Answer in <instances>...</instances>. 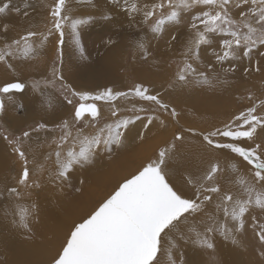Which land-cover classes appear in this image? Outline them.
<instances>
[{"label": "snow or ice", "instance_id": "6c2138e0", "mask_svg": "<svg viewBox=\"0 0 264 264\" xmlns=\"http://www.w3.org/2000/svg\"><path fill=\"white\" fill-rule=\"evenodd\" d=\"M68 2L53 0L47 6L46 31L27 29L17 38L5 40L0 45V65L15 73L13 62L38 59L52 36H56V42L62 48L66 29H70L69 34L79 46V29L95 17H73ZM80 3L94 7L92 0H80ZM108 3L130 19L140 15L141 23L148 26L154 39L162 38L169 27L187 23L189 37L170 88L189 84L212 87L209 74L215 73L217 67L224 73H231L247 62L243 69L245 74L264 70V0H123V3L108 0ZM10 6L11 0H2L0 16L7 15ZM23 7H30L28 0ZM14 11L21 14L22 10L15 8ZM23 15L29 13L23 11ZM101 18L108 21L112 17L105 13ZM0 28L8 31L7 24ZM174 40L173 34L169 44ZM137 47L147 59L149 52L145 43L138 42ZM209 47L212 48V60L204 63L202 51ZM52 75L55 79H63L57 76L55 67ZM25 88L26 84L19 80L0 86V116L5 112L4 99L12 100V93H22ZM33 88H38V84L34 83ZM71 95L79 97L78 106L65 96L74 109L71 121L64 120L57 125L59 135L52 139L54 147L45 157L51 163L49 179L53 182L68 180L74 168L91 164L99 151L111 152L113 145L121 146L130 125L137 121L147 130L159 119L157 114L162 113L179 123V112L164 100L163 93L154 92L143 83H135L126 91L106 88L96 95L75 91ZM246 99L248 106L221 125L206 130L183 128L174 137L176 141H182L183 133H188L200 138L212 150H226L239 158L249 175L240 174V169L232 165V171L237 173L238 192L222 190L218 177L223 168L215 161L199 174L186 177L192 194L185 195L168 179L166 162L176 147L172 144L161 150L155 161L121 182L87 217L74 224L52 264H161L160 256L164 253L171 264H175L171 260V248L177 246L172 239L173 233H177L185 244L215 250L213 235L219 234L225 241L237 245V234L249 223L264 246V99L258 100L251 94ZM96 101H103L110 109L111 118L103 124ZM88 128L93 131L87 132ZM55 130L40 123L17 136L3 134V139L12 146L21 162L17 186L6 189L7 194L18 201L13 214L18 220L13 219L12 223L26 232L32 231L36 206L19 202L23 200L21 189L40 185L31 178L24 145L33 132ZM140 138L143 139L142 133ZM210 205H214L215 213L206 211ZM257 211L259 215L254 214ZM200 214L206 219H196ZM181 225H187V234L180 231ZM166 242L170 247H165Z\"/></svg>", "mask_w": 264, "mask_h": 264}, {"label": "rangeland", "instance_id": "374dc122", "mask_svg": "<svg viewBox=\"0 0 264 264\" xmlns=\"http://www.w3.org/2000/svg\"><path fill=\"white\" fill-rule=\"evenodd\" d=\"M24 2L25 0H11L12 7L10 6V9L12 10L7 13V16L5 18L0 19V25H8L7 32H4L3 29L0 28L1 33L10 35L11 39L17 38L27 29H32L33 31L37 32L46 31L45 26L48 24L47 6L52 4L53 0H28L30 4V7L28 9H24ZM92 3L94 7L81 4L80 0L76 2H73V0H69L68 6L73 10L71 14L76 18H86L87 16L91 15L95 18L102 19L101 17L105 13L111 14L114 10H117L116 7L113 8L107 5L108 0H92ZM15 8H20L22 10L21 14H17L14 11ZM23 11H27L29 15L24 16ZM19 18L24 22L22 26H19L17 24V20ZM110 30L111 28H104L102 24L100 26L98 24L95 25V22L93 21L87 25H83L79 29L80 45L77 46V44L69 34L70 29H66L65 42L62 48H59L56 42V36H52L49 38V41L45 44L46 57L44 61L39 62V58L32 61H14L13 63L16 65L15 73L5 69L2 65H0V72L4 74V80L0 82V86H3L8 82H14L16 80H19L26 84L24 92L12 93V100H8L7 98L4 99L5 112L2 116H0V141L4 145V148L2 146L1 151L3 153V158L6 160L9 166V184L5 187H0V193L2 194L0 195V199L9 196L6 191L8 187L17 186L16 179L21 172V162L13 153L12 146L3 139V134L7 133L10 137L17 136L20 135L23 131L30 130L40 123L46 124L48 129H56L55 131L38 132L40 134L38 137H36L38 139V142L45 141L41 140L40 138L47 135L46 138L48 142L45 141L46 144L49 143L47 147L43 146V144L40 143V147L31 148L29 145V140L24 145V148L28 154L29 168L32 171L31 178L32 180L37 182V175L39 174L38 171L41 169V165L47 168V165L49 163L45 160V157L51 151V147H54V145L51 144L52 139L59 135L57 125H59L64 120L71 121L74 110L73 105L78 106L79 97L72 96L71 93L73 91L77 93H82L81 91H84V93L96 95L94 94V92H103L106 88H112L114 91H119L117 87H128L124 90L126 91L130 89L135 83H139L135 77L137 75H142V77L146 79L144 82L145 86H147V84L145 83H153V81L156 82V84L153 83L154 92L161 91L163 93L164 100L177 109L180 114V118L178 117L179 123L173 121L167 115L159 113L157 114L160 117L158 121L159 124H156L157 128L160 126L161 122L162 124L165 123L166 118L169 119V122L171 124L170 128L167 126L168 132L166 133V138L164 137L161 139H157V137L149 135L150 131L149 133L145 131L143 133L145 135L143 139L139 138L136 142L133 141L132 145L128 148H125L123 151H120V148L118 150H115V145L112 148L113 153L111 157L114 162H116L117 160L116 153L123 154L125 157H127V159L129 160L126 162L127 174L117 177V179L114 181V183H112L110 187L99 190L100 192L97 196H95L96 198L94 197V200H92L91 203L86 206L85 210L81 211L82 214L80 213V211H77L80 216L76 214V218L69 222L65 230H63L64 232H61L59 238L55 241V245L50 250V252L46 256H43V258L40 259L41 261L34 264H52L53 258L56 257L57 253L60 251L61 246L64 243L65 239L68 237L73 225L87 217L102 201H104L111 193H113V191L121 182H123L127 178H130L133 174L137 173L138 170L142 169V167L146 166L148 163L156 160L158 158L159 152L155 154L154 151H157L165 143V139H171V145H176L172 157L166 162V171L169 173L168 179L172 184H175L176 182H174L173 180L176 178L180 179L179 176L184 175L185 178L187 177L188 173L191 171L184 168L187 162H185L183 157L185 155H188L189 158L192 156L191 149L187 148V146H191V143L188 141V139H185V136L182 141H176L174 137L176 134L180 133L181 129L183 128H193L190 127V118H193L194 113L198 111H211L213 108L212 106L205 107L201 104L200 106H188V104L182 103L179 97L183 98L184 101H188L191 100L192 97L200 95L206 101L205 105H208L210 104L211 100H214L215 98L220 99L224 95L225 112H240L241 109L247 107L248 101L246 97L249 94L257 98L258 100L264 98V70H262L261 72L250 71L247 74L244 73L243 77L236 82H229L228 75L223 72L224 77L223 74H219L218 79L212 77V83L215 81L212 87H208L207 85L196 86L193 84H189L187 86L177 85L174 88H170L169 84L173 80L174 75L177 71V67L182 59V53L189 37V31L186 22L180 26L169 27L168 30L163 34V37L160 39H154L153 34L149 31L148 26L143 23L142 26L135 25L133 28H128L127 31L129 34V38H133L134 41H143L146 47L147 43L151 44V46H149L152 50L155 51H150L149 54L158 52L160 50L163 51L162 48H164V53L159 55L158 60H144L145 64L149 67V69L145 72L141 71L143 70V68H145V66L140 65L139 67V62L141 60L138 59V61H135L134 59L135 53L137 56H140L142 53L139 48L136 47V43H134V47H132L133 44L128 45L126 43V40L123 39L126 37L125 31H114V34H116V40H114V42L117 43V45L114 47V50L119 44L120 47H122L120 49V54L114 62L116 65L117 77L115 78L114 76L112 79H107L106 77L101 75H94L91 79V82L96 84L90 86L80 84L76 80V76L73 75L75 67L79 68L82 65L86 64L90 59L93 58V56H98L99 58L107 62L110 60L109 56L111 54V48L104 45V43L112 37V35L109 34ZM173 34L176 36V40L172 41L171 44H169L168 41ZM95 38H98L100 41L94 40ZM11 39H9L8 41H10ZM93 40L97 41V43H94ZM3 43L4 41L0 42V45H2ZM213 47H215V45ZM81 49L83 51H81ZM211 51V47L207 48L206 51H202L201 58L204 63L211 62ZM61 52L62 56L60 55ZM126 53L128 55L127 57L125 56ZM58 56L60 58H58ZM109 64L111 65L112 63L109 62ZM111 66L115 71L114 66ZM53 67L57 69V76H62V80L55 79L53 77ZM225 67H227V65H225ZM65 68L68 70V77L65 76ZM135 68L137 69L136 71H134ZM216 70H219V67H217ZM34 83L38 84V88H33ZM64 85H67L68 87L64 88ZM42 93H44V96L42 95ZM65 96H68L69 99L73 100V105H69L67 103V101L65 100ZM32 97L35 100L34 103H31ZM52 100L59 104L60 112L57 113L55 107H51ZM98 102L101 103V101H96L97 107L99 108ZM88 103H92V101H88ZM21 105L22 107H20ZM54 114H57L58 117L52 121L51 116H53ZM182 115H187V117L184 118H189V121H182ZM226 116L228 117L229 115ZM103 117L105 116H102L101 124H103L107 120H110L111 118L110 115L107 116V118ZM46 119H48V121H46ZM193 120L196 121V119ZM87 130L93 129L88 128L86 129V131ZM198 139L202 142L200 138ZM148 140V145L141 150H138L139 142L142 141L141 144L144 145V142ZM164 148L165 146H163L161 150H163ZM29 149H31L32 152L27 151ZM101 152L102 151H99L97 154ZM213 153L218 155L222 154L219 151H215ZM231 156L232 157H228L227 160L219 158H215L214 160L218 161L223 168L224 162H230V160L237 158L234 157V155ZM48 169H51V167L49 166ZM170 171H172V173H170ZM196 171L197 170L193 169L192 174H198V172ZM244 175H249L247 170L244 171ZM181 181L187 187H189V185L186 184V179H182ZM222 182L224 183V168L223 172L220 173L218 177V183L222 185ZM49 184L50 183L45 182L44 185L48 186ZM232 184L233 183L231 182L230 191L232 190L231 192L233 193L238 192L239 187L237 188V190H233ZM38 188L33 187L30 189H21L23 192V199L30 198L31 196H37L33 195V193ZM13 198L14 197H12V199ZM14 200L16 199L14 198ZM43 202H41L40 204L42 205ZM254 214L259 215L258 211ZM243 232L248 237L253 238V244L257 248L256 253H248V256L245 258L246 263L261 264L258 262H254L258 259L264 258V254H262L259 249V245H261L259 242V238L254 233L252 227L250 226V223L249 226H246ZM165 247H168L167 243H165ZM161 255L164 256V254ZM208 262L212 261L208 258ZM167 263H169V261Z\"/></svg>", "mask_w": 264, "mask_h": 264}, {"label": "bare ground", "instance_id": "6f19581e", "mask_svg": "<svg viewBox=\"0 0 264 264\" xmlns=\"http://www.w3.org/2000/svg\"><path fill=\"white\" fill-rule=\"evenodd\" d=\"M76 1L78 0H73V2ZM141 2H145V0H141ZM121 3H123V0H121ZM107 5L114 8V6L111 5L110 3H108ZM11 10L12 9H9L7 13H9ZM110 15L112 18L111 20L108 21L98 18H95L93 20V22H95V25L98 24L100 26L102 24L104 28H111L109 34L112 35V37L109 38V40H107V42L104 43V45L109 46L111 48V54L109 56L110 60L107 62L99 58L98 56H93V58L90 59L86 64L82 65L79 68L75 67L73 75L76 76V80L82 85L90 86L96 84L91 82V79L94 75H101L106 77L107 79H112L114 76L115 78L117 77L116 65L114 62L115 59L120 54V49L122 47H120L119 44L114 50V47L117 45V43L114 42V40H116V34H114V31H120V30L125 31L126 37L123 39L126 40V43L128 45L133 44L132 47H134V43H136V47H137L138 42H141L140 40L134 41L133 38H129V34L127 31L128 28H133L135 25L142 26L141 23L142 18L140 15H137L134 19H130L124 12H122L119 9H117L116 11L114 10ZM6 16L7 15L0 16V19L5 18ZM21 20L22 19L20 18L17 20V24L19 26H22L24 24V22ZM9 39H11L10 35L2 34L0 31V42ZM94 40L100 41L98 38H95ZM97 41H94V43H97ZM149 45L151 46V44L147 43L146 48L148 52L155 51L152 50ZM162 49L163 51L160 50L158 52L149 54L147 59L143 58V53H141L140 56H137L136 53L134 52L135 61H138V59L141 60L139 62V67L140 65L145 66L143 70H141V68L140 70L144 72L148 70L149 67L145 64L144 60L147 61L158 60L159 55L164 53V48ZM125 56L126 57L128 56L127 53ZM45 57H46V48L44 46V48L41 50V55L38 59L39 62L44 61ZM109 62L112 63L111 65L114 66L115 71L113 70ZM246 63L247 62L240 64V66L237 68L235 72L225 73L229 77L228 79L229 82L230 81L236 82L237 80L243 77L244 75L243 69ZM262 67L264 68V61H262ZM136 70L137 69L135 68L134 71ZM219 74H223L224 77L223 71L219 69L216 70L215 73L209 74V76H211L209 78L211 80L213 78L218 79ZM68 75H69L68 70L66 69L65 76L68 77ZM3 77L4 74L0 72V82L4 80ZM135 78L139 83H143V84L146 80L142 77V75H137ZM153 83L156 84V82L154 81ZM153 83H145V84H147V87L150 86L149 88H151V90L154 91ZM127 88L128 87H123V88L117 87L119 91H124ZM81 92L84 93V91ZM98 93H100V91L97 93L94 92V94H98ZM42 95L44 96V93H42ZM179 98L182 103L188 104V106H192V105L200 106V104L204 105L205 107L212 106L213 109L211 111H207V112L198 111L194 113L193 118H190L191 119L190 127H193L197 130H206L214 126H219L224 121L231 118L234 114L239 113V112H225L224 95L220 99L215 98L214 100H211L210 104L208 105H205L206 101L200 95L194 96L192 97L191 100L188 101H184L183 98L181 97ZM34 102L35 100L32 97L31 103ZM135 102L140 103L139 101H135ZM51 103H52L51 107H55L57 113L60 112L59 104H57L53 100ZM118 103L123 104L125 102L118 101ZM98 105L102 112V116H105L103 118H107V116L110 115V109L108 108V106L103 101H101V103L98 102ZM226 115L229 116L227 117ZM57 117H58L57 114L51 116L52 121ZM184 117H187V115L181 116V118H183L182 121H189V118H184ZM159 119L154 121L155 124L153 123L152 125H150L147 130L143 129L140 121H137L134 125H130L123 139L122 145L116 146L115 150H118L120 148L121 149L120 151H123L125 148L130 147L132 145V142L133 141L136 142L140 138V134L141 133L143 134L145 131H147L148 133L150 131L149 135L155 136L157 137V139H161L164 137L166 138L167 137L166 133L168 132L167 126L170 128L171 124L169 122V119L166 118L165 123L162 124L161 122L160 126L157 128L156 124L158 123ZM193 119H196V121ZM46 121H48V119H46ZM92 131L93 130H87V132H92ZM32 135H31L32 137L29 139L30 141L29 145L31 148L40 147V143L43 144V146L45 147H47V145L49 144V143L46 144L45 142L47 141L46 138L47 135L40 138L41 140H45L43 142H38V139L36 138L40 135L39 133L34 132L32 133ZM183 135L185 136V139H188V141L191 143L190 144L191 146L190 147L187 146V148L191 149L192 156L190 158L188 155H185L183 157L185 162H187L184 168L186 170L189 169V171H191L188 173V175L192 174L193 169L197 170L196 172H198L199 174L200 172L205 170L211 162H215L214 160L215 158L227 160L228 157H232L231 155H233L228 153L226 150L219 151L208 148V146L202 143L198 139V137H192L188 133H183ZM143 137H145L144 134ZM141 142L142 141L139 142L138 150H141L142 148L146 147L149 143V140L145 141L144 145H142ZM171 143H172L171 139L169 138L165 139V143L157 151H154V153L156 154L157 152H160L163 146H165L166 148L170 146ZM2 146L4 148L3 143H1L0 141V187L1 186L5 187L9 184L8 183L9 166L6 160L3 158V153L1 151ZM114 146L115 145H113L112 148ZM27 151L32 152L31 149ZM215 151H219L222 154L218 155L213 153ZM112 153H113V149L111 152L102 151L101 153L96 154L91 164L85 165L84 167L74 168L69 179L65 181L53 182L49 179L50 169H48V167L49 166L51 167L50 162L48 163L47 168L44 167L43 170L40 169L38 171L39 174L37 175L38 178L37 183H39L40 186L33 193V195H37V196H33V197L31 196L30 198L25 197L26 199L19 201L26 205L35 204L36 206V211L31 221V228H32L31 232H26L22 228L12 223L13 219L18 220V217L13 215L16 212V205L18 201L14 200V198L12 199V197L10 196H6L4 198L2 197L3 199H0V264H34L36 262L41 261L40 259L43 258V256H46L50 252V250L54 247L55 241L59 238L61 232L65 230L69 222H71V220L76 218V214H78L77 211H80V213L82 214L81 211L85 210L86 206L89 203H91L92 200H94V197L99 194L100 192L99 190L110 187L112 183H114V181L117 179V177H119L120 175L122 176L127 174L126 162L129 161L127 157H125L123 154L116 153L117 160L116 162H114L111 157ZM232 165H236L240 169V174L242 175H244V171L247 170L246 166L243 163H241L239 158L232 159L230 160V162H224V166H223L224 183L222 182L221 185L222 190L230 191L231 182L233 183L232 184L233 190L235 189L237 190V188L239 187V185L235 184V180L237 179V173H234L232 171ZM170 173H172V171H170ZM192 175H196V174H192ZM179 177L180 179L176 178L173 180L174 182H176L173 185L177 189L182 191L185 195H189V194L191 195L192 194L191 187L190 186L187 187L181 181L182 179H186V178L184 177V175ZM45 182H48L50 184L48 186L44 185ZM0 195L2 194L0 193ZM41 202H43L42 205L40 204ZM206 211L210 213H215L214 205L208 206ZM200 218L206 219V217H204L203 214H200V216L197 217L196 219H200ZM200 229L202 230V226H200ZM180 231L187 234V225H181ZM172 239L175 241L177 245L175 248H171V253H172L171 260L175 261V264H247L245 258L248 256V253H256L257 250L256 246L253 244V238L248 237L244 232L237 234V239L239 241L237 245H233L230 241H225L223 237H221L219 234L213 235L212 240L213 243L215 244V250L201 248L192 243L185 244L183 241L179 240L177 233L172 234ZM168 247L170 246L168 245ZM259 249L261 253L264 254V246L259 245ZM208 258L212 262H208ZM160 260H161V264L163 263L171 264V261L169 260L167 253H164V256L161 255ZM168 261L169 263H167ZM254 262L264 264V258L258 259Z\"/></svg>", "mask_w": 264, "mask_h": 264}]
</instances>
